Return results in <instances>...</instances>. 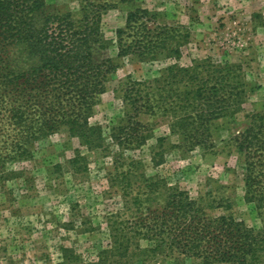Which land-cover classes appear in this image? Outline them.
<instances>
[{"label":"trees","instance_id":"16d2710c","mask_svg":"<svg viewBox=\"0 0 264 264\" xmlns=\"http://www.w3.org/2000/svg\"><path fill=\"white\" fill-rule=\"evenodd\" d=\"M189 37L186 26L160 25L156 14L140 5L127 11L123 26L109 40L102 35L98 9L83 10L80 18H74L69 12H51L45 0H0L3 149H27L61 130L88 148L108 149L102 126L88 119L106 81L128 56L166 63L151 78L128 74L122 97L133 111L127 115L134 126L112 127V142L124 149L142 145L148 133L137 115L144 113L166 119L169 131L178 137L175 146L217 149L218 124L236 121L254 87L237 63L209 56L193 58L186 65L179 62ZM110 44L116 47L115 56L108 53ZM244 118L247 124L242 129L220 140L223 148H233L241 158L243 198L254 205L259 228L233 216L229 196L208 192L190 198L163 178L146 176L139 159L122 158L120 153L112 156L126 165L120 178L127 182L111 185L124 188L121 194L127 200L144 206V201L160 199L158 206L147 207L146 216L134 221V228H140L150 245L145 251L152 256L157 248L154 242L164 244L178 258L196 255L207 262L263 263L264 112L246 113ZM136 166L142 171H136ZM135 182L133 189H137L131 194ZM216 208L217 214L212 212Z\"/></svg>","mask_w":264,"mask_h":264},{"label":"rangeland","instance_id":"374dc122","mask_svg":"<svg viewBox=\"0 0 264 264\" xmlns=\"http://www.w3.org/2000/svg\"><path fill=\"white\" fill-rule=\"evenodd\" d=\"M45 1L51 12H69L74 18H80L83 10L98 9L102 35L109 40L123 26L127 11L136 5L146 7L160 25L179 23L189 30L179 62L186 65L193 58L209 56L237 63L254 88L236 121L217 123V149L175 146L179 140L166 119L144 113L137 118L148 133L145 142L124 149L112 142L109 133L112 127L134 126L127 115L133 111L122 97L127 76L151 78L166 63L128 56L106 81L88 119L102 126L108 149L88 148L65 130L12 152L3 149L4 137L0 138V264H231L207 262L196 255L174 257L167 246L154 242V256L145 251L150 245L134 221L146 216L147 207L158 206L160 199L144 201V206L127 200L121 194L124 188L112 186L127 182L120 178L126 165L112 156L139 159L146 176L161 177L190 198L208 192L229 196L236 219L253 228L261 226L254 205L243 198L241 158L233 148H223L220 137L242 129L247 124L244 114L264 112V0ZM108 53L115 56L114 44ZM261 260L264 264V253Z\"/></svg>","mask_w":264,"mask_h":264}]
</instances>
